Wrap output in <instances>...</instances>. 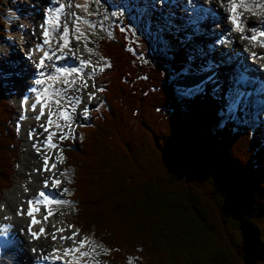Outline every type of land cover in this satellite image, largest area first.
Listing matches in <instances>:
<instances>
[{"label":"trees","instance_id":"trees-1","mask_svg":"<svg viewBox=\"0 0 264 264\" xmlns=\"http://www.w3.org/2000/svg\"><path fill=\"white\" fill-rule=\"evenodd\" d=\"M6 24L0 0V43ZM113 32L96 48L110 65L100 79L105 107L77 142L61 143L74 224L112 264H264L261 130L222 125L210 89L177 94L189 65L177 36L150 60L146 39L130 42L120 25ZM14 108L0 80V203L22 156Z\"/></svg>","mask_w":264,"mask_h":264},{"label":"bare ground","instance_id":"bare-ground-1","mask_svg":"<svg viewBox=\"0 0 264 264\" xmlns=\"http://www.w3.org/2000/svg\"><path fill=\"white\" fill-rule=\"evenodd\" d=\"M29 1H31L29 6L26 5L28 6V12H26V14L24 13L25 16H19L20 19L25 20L26 26H20L19 29L16 30H12L10 28V26L12 27V25H14L13 22H15L18 17V14L15 12L17 6H15L13 11H10L8 14L10 25L8 24L7 27L6 40H3L5 43L1 45V52L5 53L8 58V56L11 57L14 53L12 50V41L18 40L23 43L21 45L24 53L26 54V71H24V69L21 70L16 66L19 59L14 57L12 65L17 68H13L11 66L8 70L2 69V72H5V81L8 82L12 88L18 86L17 78L19 76L17 77L16 75H18L20 71L25 75H29L30 78L27 81V85H29V87L21 91L15 90L16 94L13 97L18 100L20 109L22 107H26L27 109L26 113L22 114V116H26V120L23 124L25 134L28 135L31 130L37 129V135L43 138V143L41 145L42 147L36 144L34 147L29 146L31 148L28 150L27 157L23 160V167H29L34 172L30 190L28 189V191H22L23 189L20 187L25 188V186L24 184H20V187H15L10 191L5 192L4 200L0 204V244H5L4 248L7 246L8 249V251L2 252L1 262L4 264H102V261L104 259L106 260V258H100L95 255L97 251H95L94 254L91 253V241L88 242L83 240L84 247H80V242L82 240L77 237L76 230L79 228L74 224L75 221L71 225H69L63 218H61L59 222H56V218L62 214L63 208L60 206L61 204H54V202H58V197L65 198L67 196L68 192L64 191V189L68 190L70 188L72 174L65 170V161L58 164L56 162L55 155H52L58 148L57 137L59 127H57V125L61 126V118L57 117V115L53 112L54 109L51 105L53 98L56 100L62 96L68 98L66 97L67 94L74 89L71 83L73 81L76 82L81 80L80 78H82V76L83 79H86L87 77L93 80L96 77L93 75L90 63L79 60L77 62V66H75L76 64L72 62L71 55L69 56L68 54L62 52V49L69 47L68 37L65 35V32L67 31L64 28L67 25L65 23L64 25L62 24L65 20L64 13L67 10V7H64L65 4H63V1L55 0L52 3V0H47V3H41L39 5H37L35 0ZM110 1L111 2L109 3H111V5H109L111 7L112 5L117 4L115 0ZM90 2L96 5L95 0H77V5H79V7L85 10L88 14L89 12H87V9ZM103 3L104 2L101 1L100 5ZM200 3L203 5L207 4V7L219 12L221 16L226 15V17H222L224 27L226 29L230 28V30L224 33L222 31L221 35L211 39L209 37L201 39L198 37L197 39H193L194 41L197 40L195 41V44H198L197 52H199L201 56H204L206 53L205 60L203 59V61L206 62L202 64L201 71L197 68V73L200 72L198 76L194 75L185 78L183 77L176 82L178 91L181 92L182 95L187 96V94L189 95L191 93H186L191 91L189 90L190 87L193 88V90H196L197 87H202L206 80L216 77L218 79V82L215 84L216 92H219L223 88L226 89V96L230 94L233 96V98L229 99L230 103H232L230 105L231 109L234 108V111H236L239 107L244 105L247 108L249 107L255 116L259 115L262 111H264V98L260 99L256 103L253 99L250 102H247L246 98L249 93L245 92L244 94H241L235 89L233 84L236 81L234 77L237 76V72L235 71L234 64L236 65V63L238 64L240 61H236L237 56L231 59V54L236 53L234 50L228 51L227 53H224L223 50L229 48L227 46L229 43H231L232 46V42L235 43L239 51H243L244 48H249L250 50L248 56H246L244 60L247 63V67L242 68V70L254 77L259 76V79H264V70L260 67L264 66V58L261 60L257 59L258 53H264V47L250 44L242 38L245 35V32L248 33L249 28H252L254 24H258L257 28H259L263 22L264 0H193V9L197 10L194 7ZM21 4L24 5V2H21ZM244 4H246L247 7H244ZM41 5H44V10L50 6L53 7V31H56L55 34L60 37V41L57 46L61 49L60 52L54 56L50 54L46 60H43V57L46 55L47 51L51 50V46L44 43L46 39L50 38L48 35H45L44 32V16L46 13L44 11V14L41 15L42 10L40 9L39 13L34 12V10H38V7H41ZM61 5H63L62 9ZM162 5H164L162 13L163 16L166 15V12H174L176 14V9L174 7L170 9L171 7H169L165 1H162ZM234 5L238 6L235 9V13L232 10ZM178 11L179 10L177 9V12ZM180 12L183 14L180 15L178 12V15L184 18L185 15H187L188 10L182 9ZM232 12L235 14L237 21L243 22L242 30H236L235 26L231 24L230 13ZM148 13L149 9L145 8V14L148 15ZM38 17L43 18L39 23L36 22ZM33 22L34 25H31ZM178 24L181 25V23L177 21V25ZM174 25L176 27V22ZM218 25L221 24L218 22ZM29 26H31L30 28H35L36 35H29L31 32ZM62 26V29H65L63 32L61 29ZM76 28H78L77 31L79 33L85 34L89 31V29L95 28V23L90 17L81 18L80 16L79 20H76ZM179 28L186 29V25L183 24ZM24 30H27L25 37L23 36ZM189 31H185L183 34L192 36L193 30ZM217 31L219 30L217 29ZM250 33L252 34L251 31ZM225 37L230 39V42L224 43L223 39ZM215 40L216 42L214 43ZM214 46L217 47V50L213 54H210V51L213 50L212 47L214 48ZM222 48L223 50H221ZM20 49L21 47H19V53H21ZM219 53L221 55L223 54V56H230V58L227 57L223 60L219 56ZM253 53L257 54L255 58H252ZM232 60L236 62H233ZM41 61H43L42 67L40 66ZM206 63L208 64L206 65ZM230 63L233 64L231 66V72L228 70V68H230ZM58 64L63 65L60 66ZM51 65L54 67L52 68ZM50 68L55 71L53 70V73H51ZM72 69H79V73L71 72ZM36 74L39 77V83L34 80ZM74 75H76L75 78ZM42 77L48 78L47 84L43 83L44 78ZM219 81L223 82L220 83ZM67 83H69L68 89L64 92H60V90L64 87V84ZM184 84L188 87V90H185L186 92L182 89ZM249 85L253 88H258V80H250ZM83 92L86 93L85 90H83ZM86 98L89 97L86 96ZM87 103L91 104V101H87ZM252 111L249 112L250 115H253ZM64 114L66 116L71 115L67 110ZM49 120H51V124H49ZM44 123L46 126H44ZM41 126L43 127L41 128ZM49 137L51 138L50 140ZM35 139L38 141L39 137L36 136ZM49 144L53 146L50 147ZM59 152L63 153L60 150ZM42 159L45 160L42 161ZM45 161H47V163H45ZM46 167L47 170H45ZM25 176L29 178L28 176L30 175L29 173H25ZM63 180H65V182ZM56 181H63L65 184L57 186V183H55ZM40 193H44L45 195L41 196ZM30 201L33 202L31 205L29 204ZM58 206H60V208ZM30 208L37 209L33 212L32 216L27 214ZM48 209L53 210L52 214L50 213L51 216L49 217V213H47ZM67 209L69 210V208ZM45 217H47V219H45ZM33 220L37 222L33 223ZM42 229L44 230L43 232H41ZM58 229H64V231H58ZM33 233L38 235L34 236ZM73 233H76L74 240L61 238L71 237ZM53 235H55V239H53ZM65 249L76 250L72 251L70 254H65Z\"/></svg>","mask_w":264,"mask_h":264},{"label":"rangeland","instance_id":"rangeland-1","mask_svg":"<svg viewBox=\"0 0 264 264\" xmlns=\"http://www.w3.org/2000/svg\"><path fill=\"white\" fill-rule=\"evenodd\" d=\"M24 2V5L21 4V2ZM37 5L43 3L44 1L47 0H35ZM63 4L64 7H67V10L65 11V20L63 21L64 23H66L69 28H70V34L71 38H70V42L69 43V47H67L66 50H62L63 53L68 54L69 56L71 55L72 57V62H74V64H76L75 66H77V62L79 60H83V61H87V63H90V65L92 66V71H93V75L94 77H96V79H90L87 78L83 79L80 78L81 80L76 81L74 83H71V85L73 86V90L71 92H69L67 94L65 98L64 96H62L59 99H55L53 98V101L51 102V105L53 107V112L57 115V117L61 118V126H59V133H58V137H57V143H58V148L56 151L53 152L52 155H55V159L56 162L58 164H60V162L62 163V161H64V156L62 153L59 152L62 151L63 152V148L61 146V143L66 141V140H71L74 143L77 142L80 138V132L78 129L83 128L85 126L91 125V113H98L99 111H101L104 107H105V100L103 97V87L101 86L100 83V79H101V75L105 72V70L107 69V63H105V61L99 56L98 52H97V44L98 41L104 37L110 38L114 35L115 32L114 31V26L117 24H121V30L124 29L125 33H127L129 36L132 35V38H130V42H136V40H141V39H146L149 43V47H148V56L150 58V60H153L155 56L158 55H162V54H166L169 51H172L173 47H170L171 43L166 39V37L168 38V36L170 35L169 33H173V34H177V40L175 42L176 46L182 49L186 50V53L188 55L189 58V66L191 69L197 70V68L199 69V71H201V67L202 64L205 63L203 61V59L205 60V54L204 56H201V54L199 52H197L198 50V44H195V41L197 40H193L194 38H198V36L192 35V36H187L183 33H185V31L178 30L179 27L181 25H177V18L172 14L166 12V15L163 16V7L158 6V4L156 3V5L152 4H148L147 8L149 9V13L148 15H143L144 16V20L140 21L139 18L142 16L140 15V17L137 14H133V13H119L118 9H115V6L112 5V7L110 6L111 2L110 0H95V4H92L91 2L88 4V14L86 13L85 10L81 9L80 7L77 6V0H63ZM101 1H103L104 3L100 5ZM31 3V1L29 0H3V9H4V16L5 19L7 21V27L9 23V13L10 11H13V8L15 6H17L16 8V13L18 14V17L16 19L15 22H13L14 25H12V27L10 26V28L12 30H16L19 29L20 26H26L25 20L20 19L19 16H25L26 12H28L27 7L29 6V4ZM110 4V5H109ZM28 5V6H26ZM46 5V4H45ZM71 5V6H69ZM205 5V4H204ZM26 6V7H25ZM208 6L207 4L205 5V7ZM117 7V6H116ZM118 8V7H117ZM177 8L179 9L180 7L177 6ZM176 8V9H177ZM39 9L42 10L41 15L44 14V5H41V7H38V10H34V12L39 13ZM168 11V10H167ZM179 12V11H178ZM25 13V14H24ZM177 13V11H176ZM28 16H32V15H28ZM37 16V15H36ZM34 16V17H36ZM87 18L90 17L92 18V21L95 23V28L94 29H89V31H87V33L82 34L79 33L77 30L78 28H76V20H79V18ZM43 17V16H42ZM42 17H38V19L36 20L37 23H39L43 18ZM68 17V18H67ZM165 18V19H164ZM174 21V22H173ZM167 22V23H165ZM175 22H176V27H175ZM34 25V22L31 24ZM126 25V28L128 30H126V28H124ZM174 25V26H173ZM31 26H29L30 28ZM28 28V29H29ZM31 32L29 35H36V30L35 28H30ZM176 29V30H175ZM193 28L190 30L192 31ZM26 31H23V36H26ZM6 36H7V28H6ZM6 36H5V40H6ZM59 41V38L56 36H54V42L55 44H57V42ZM13 42V48L12 50L14 51V53L12 54L11 57L6 56L5 53L1 52V45H3L5 42H1L0 44V56L3 57V60L0 62V73H2V77H1V81L4 83L5 89H6V93H7V100L9 101V103L11 105H13L15 108V114L13 116L14 120H13V125L15 126L16 129H18L19 132V139L21 140V148H22V156L19 160V165H18V170H17V175L15 177L14 180V184L13 187L7 191H10L12 189H14L15 187H20V184H24L25 188L20 187L21 189H23L22 191H28V189L30 190V186L32 184V177L34 172L29 168V167H23V160L24 158L27 157L28 154V150L31 148L29 146H35L39 145L41 146L43 143V138L41 136H38V132L37 129L35 130H31L30 133L28 135L25 134L24 130H23V124L25 122V118L26 116H22L23 113H26V107H22L20 109L19 104H18V100L15 99V94L16 91L15 90H23L29 87V85H27V81L29 80V75H25L23 72H19L18 75H16L18 78V86L17 87H13L10 86V84L8 82L5 81V72H2V69H10L9 67H13V68H20L21 70L24 69V71H26L25 69L27 68V62L25 61L24 64V60H25V53L22 49V45L23 43H21L18 40H14ZM19 47H21L20 52H18ZM60 47V46H59ZM207 48V46H206ZM56 52L60 51L61 49H59L57 46L54 48ZM17 55V56H15ZM14 57H20V60H18V62L16 63L17 67H14L12 65V61H14ZM255 58V57H252ZM10 61V62H7ZM50 64V63H48ZM237 64V63H236ZM58 65H63V64H58ZM233 64L230 63V68H228L229 72H231V66ZM235 65V64H234ZM51 67L53 68L54 66L51 65ZM187 67V68H188ZM261 69L264 70V66H260ZM50 68V72L53 73V70ZM103 68L104 70L101 71L100 69ZM28 70V69H27ZM31 71V70H30ZM55 71V70H54ZM58 73V72H57ZM187 73L186 70H184V74ZM200 73V72H199ZM199 73L195 74L198 75ZM7 74V73H6ZM50 76V75H49ZM189 75H185V77H188ZM194 76V75H193ZM76 77V75H74V78ZM184 77V78H185ZM44 78V77H42ZM32 79V77H31ZM86 80V81H85ZM43 83L47 84L48 82V78H44L43 79ZM85 81V82H84ZM220 83H222L223 81H219ZM85 84H87V86H85ZM68 85L64 84V87L60 90V92H64L66 89H68ZM176 88H177V84H176ZM203 87H197L196 90H193V88L190 87L189 90L186 92L185 90H188V87H186V85L184 84L182 86V89L186 92L189 93L191 92L189 95L187 94V96L182 95L181 92L178 91L177 89V93L179 94V96L181 97H189L192 98L193 96H195V94L201 90ZM102 89V90H101ZM83 90L86 91L83 92ZM90 90V91H89ZM211 92L214 93L215 92V96L218 100L221 101L222 104H226V105H230L228 102H225V95H226V89L220 90L219 92H216V90H214V86L211 87ZM90 93V94H89ZM86 96H88L89 98H86ZM91 97V98H90ZM57 101L59 103H57ZM87 101H91L90 103H87ZM241 107H239L240 109ZM236 110V112H238V117L239 114H242V111L240 110ZM66 110L68 111V113H70L71 115L67 116L69 117V119H64L61 116V113H65ZM72 110V111H71ZM25 111V112H24ZM70 111V112H69ZM74 113V114H73ZM75 115V116H74ZM264 115V114H263ZM235 118V117H234ZM233 120L235 122H237L240 125H245L246 127L252 128L253 126V121L254 119H249L245 116H243L242 120L238 121V119L236 120V118ZM241 122V123H240ZM46 123V121H45ZM44 123V126H46V124ZM255 123V121H254ZM43 126H41L42 128ZM25 134V135H24ZM39 137L38 141L35 139V137ZM63 137V138H61ZM34 144V145H33ZM29 148H28V147ZM42 147V146H41ZM264 148V143H263V147ZM59 149V150H58ZM46 157V156H43ZM45 159H42V161H44ZM68 173L72 174V179L70 180V188L64 189V191H67V196H71L72 195V189L71 186L73 184V172L72 170H67L65 169ZM25 173H29L28 176L29 178H27L25 176ZM65 182V180H63ZM63 181H59L57 183V186H62V184H65ZM50 183V182H49ZM5 191V192H7ZM4 192V195H5ZM58 202H54L55 204H61L60 206L63 208V212L60 216H58L56 218V222H59L61 218H63L64 220H66L68 222L69 225H71L73 223V214H74V206L73 203L70 202L67 199H64L62 197H58ZM3 200H4V196H3ZM2 200V201H3ZM1 204V203H0ZM60 206H58L60 208ZM69 208V210L67 209ZM51 210V211H49ZM68 210V211H67ZM53 210L52 209H48L47 213L48 217L51 216ZM51 213V214H50ZM1 228V227H0ZM77 229V228H76ZM77 237H79L80 240H86V241H91L92 242V250L91 253L94 254L95 251H97V253L95 255H97L98 257H102V258H106L108 257V251L95 239H93L92 236H84L81 234V232L77 229ZM82 238V239H81ZM86 238V239H83ZM5 251L3 250V248H1L0 246V264H2L1 262V254L2 252ZM102 264H112L110 263L108 260H103ZM113 264H119V263H113Z\"/></svg>","mask_w":264,"mask_h":264},{"label":"snow or ice","instance_id":"snow-or-ice-1","mask_svg":"<svg viewBox=\"0 0 264 264\" xmlns=\"http://www.w3.org/2000/svg\"><path fill=\"white\" fill-rule=\"evenodd\" d=\"M71 6V5H69ZM79 7V5H77ZM244 7H247L246 4L243 5ZM236 7H238L237 5H234L233 6V12L235 13V9ZM63 8V5H61V9ZM232 23L233 25L235 26V29L236 30H242V25H243V22L242 21H237V19L235 18V15L232 17ZM249 31H251L252 33H254V35L252 36H244L242 38L244 39H249V40H252L254 42H257L259 43L261 46H264V40H261L259 39L260 37H264V30H260L259 32H257V30L255 28H249ZM45 35H47V33H45ZM65 35H67V32H65ZM257 54L256 53H253V56H256ZM259 58H264V55L260 56ZM40 66L42 67L43 66V61H41V64ZM108 67H110V65H107ZM101 71H103L104 69L101 68L100 69ZM71 72H76V73H79V69H72ZM38 83L40 81H37ZM74 83V81L72 82ZM85 86H87V84H85ZM102 90V89H101ZM91 98V97H90ZM57 103H59L57 101ZM61 116L62 118L64 119H69V117H67L64 113H61ZM39 118V117H38ZM51 120H49V124H51ZM57 127H59V125H57ZM47 130V129H46ZM63 138V137H61ZM51 138L49 137V140ZM49 146H53L51 144H49ZM45 163H47V161H45ZM45 170H47V167L45 168ZM55 183H58V181H56ZM46 185H47V182H46ZM41 196H44L45 194L44 193H40ZM33 202H29V204L31 205ZM37 209H33V208H30L29 211H28V215L29 216H32L33 215V212L36 211ZM45 219H47V217H45ZM37 221L33 220V223H36ZM44 230L42 229L41 232H43ZM58 231H64V229H58ZM34 236H37L38 234L36 233H33ZM75 236H76V233H73V235L71 237H61L62 239H75ZM55 235H53V239H55ZM80 247H84V241H81L80 242ZM76 249H65V254H70L72 251H75Z\"/></svg>","mask_w":264,"mask_h":264}]
</instances>
